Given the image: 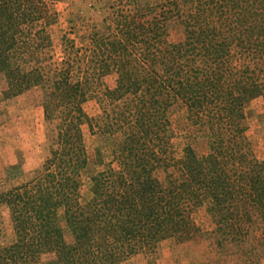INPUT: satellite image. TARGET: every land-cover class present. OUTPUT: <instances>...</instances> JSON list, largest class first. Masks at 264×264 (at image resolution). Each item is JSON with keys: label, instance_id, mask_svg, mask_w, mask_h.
Here are the masks:
<instances>
[{"label": "trees", "instance_id": "1", "mask_svg": "<svg viewBox=\"0 0 264 264\" xmlns=\"http://www.w3.org/2000/svg\"><path fill=\"white\" fill-rule=\"evenodd\" d=\"M58 1L0 0L2 98L38 89L54 135L40 167L12 165L15 182L0 180L14 235L0 264L153 256L166 239L200 233V212L220 243H243L256 227L264 246V158L246 134L247 106L264 103V0H119L99 21L72 22L56 56ZM175 107L188 125L179 153Z\"/></svg>", "mask_w": 264, "mask_h": 264}, {"label": "rangeland", "instance_id": "2", "mask_svg": "<svg viewBox=\"0 0 264 264\" xmlns=\"http://www.w3.org/2000/svg\"><path fill=\"white\" fill-rule=\"evenodd\" d=\"M193 0H178L181 5H189ZM161 1L156 3L158 4ZM160 5V4H159ZM122 4L119 0H59L56 10L59 13L58 22L51 26L50 34L56 56L59 55L60 38L68 31L72 22L88 18L94 22L107 17V12L117 9ZM178 32L171 33V39L179 38ZM116 75L111 73L102 78L103 87H112ZM4 80L0 76V180L6 185L14 180H7L9 166H19L20 172L33 171L41 166L49 154L53 138V125L46 122L40 105V91L29 90L19 96L3 99L1 91ZM89 115L98 111L95 97L85 104ZM248 139L251 141L258 158H264V103L257 98L247 106ZM170 120L174 133L173 144L179 153L183 141V133L188 127L185 110L175 107L170 112ZM86 151L89 157L93 155L96 139L92 137L86 126L83 127ZM196 222L202 228L193 239L179 242L173 238L159 243L153 256L136 254L119 264H148L155 258L158 264H264V246L255 237L256 227L247 239L240 244L233 242L220 243L218 237L211 233L209 222L200 212ZM8 211L0 208V246L13 241L14 235ZM41 261L36 264H43Z\"/></svg>", "mask_w": 264, "mask_h": 264}]
</instances>
